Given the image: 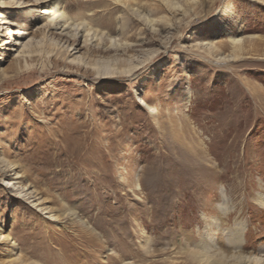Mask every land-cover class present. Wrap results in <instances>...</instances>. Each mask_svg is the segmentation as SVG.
Listing matches in <instances>:
<instances>
[{
	"label": "rangeland",
	"instance_id": "374dc122",
	"mask_svg": "<svg viewBox=\"0 0 264 264\" xmlns=\"http://www.w3.org/2000/svg\"><path fill=\"white\" fill-rule=\"evenodd\" d=\"M5 1L0 12L16 13L23 42L37 39L44 22L35 12L27 19L32 2L21 0V11ZM176 2L186 15L158 7L153 16L172 20L166 31L126 19V41H149L129 54L157 51L134 76L98 81L57 69L1 85L0 155L18 173L13 182L59 221L0 181V264L8 256L16 264H196L185 247L199 242L220 189L233 207L227 224L246 223L245 254L264 248V210L253 202L264 194V0ZM64 6L76 21L104 27L110 19L118 31L121 10L110 0ZM12 37L0 28L8 77L15 58L2 44ZM229 37L243 39L241 58L216 63L201 49L213 40L214 54L228 55Z\"/></svg>",
	"mask_w": 264,
	"mask_h": 264
},
{
	"label": "bare ground",
	"instance_id": "6f19581e",
	"mask_svg": "<svg viewBox=\"0 0 264 264\" xmlns=\"http://www.w3.org/2000/svg\"><path fill=\"white\" fill-rule=\"evenodd\" d=\"M29 1L32 4L28 3L27 5V8L31 6V9H27V19L32 22V12H35L38 14V20L44 22V28L37 39H29L24 43V31L21 30V25L14 20L16 13L9 17L7 13L0 12V28L6 30L8 36H13L11 41H8V37L2 46L8 44L9 47L4 48V50L12 52L15 58L11 67L13 75L8 77L7 70L0 69V82H2L0 88L8 78L21 77L25 73H38L39 77H43L57 69L72 73L74 68L77 72L80 71L82 78L91 76L92 79L98 81L134 76L150 61L154 60V57H157V51L146 53L143 55L144 57H139L135 53L129 54L136 52L134 48L139 47L140 44H147L149 41L144 39L138 44H131L126 41L124 37L127 34L126 19L134 18L144 26V29H148L151 33H158V27L162 23L164 24L162 30L164 29V31L173 25L172 20L166 15L159 19L153 17L158 7L165 8L170 12H182V15H186L189 9L179 5L177 0H156L158 4H154L151 2L152 0H142L143 2L139 0L140 3L137 0H133V3L126 0H110L118 7V10H121L117 17L118 20H115L116 24H119L118 31H116L111 27L110 19L107 24H101L104 27L96 24L93 17L84 18L80 21L72 19L65 11L64 0H28L27 2ZM186 1L189 2V0H184L185 4ZM21 4L25 3L21 0H6L2 3L4 7L15 6L14 8L22 11ZM101 4L102 2L99 1L85 5L92 8ZM81 41L82 46L79 44ZM200 43L201 49L206 50L216 63L236 60L241 58L245 52V48L242 46L244 41L241 38L229 37L232 51L222 57L214 54L218 49L215 41ZM2 56L3 54H1L0 60H2ZM147 109L150 112L153 110L150 106H147ZM13 171L14 165L0 155V181L4 182L3 186L9 189L14 198L27 201L31 208L46 214V219L50 222H58L59 217L51 209L43 206L34 192L17 182H13L19 178L18 173ZM11 172L13 174L8 175ZM6 176L10 179L3 180ZM135 189H139V184L136 183ZM253 200L257 207L264 210L263 193L257 192ZM232 212L233 207L229 206L224 190L220 189L216 211L208 217H203V229L199 236V242L185 247L191 263L264 264V248L258 249L256 254H245L243 242L246 239V223L235 219L231 225L227 224ZM70 215L73 216V212ZM4 241L5 237L0 232V243ZM12 257L8 256L3 264H16L17 259ZM20 264L27 263L23 261Z\"/></svg>",
	"mask_w": 264,
	"mask_h": 264
},
{
	"label": "clouds",
	"instance_id": "9594fccd",
	"mask_svg": "<svg viewBox=\"0 0 264 264\" xmlns=\"http://www.w3.org/2000/svg\"><path fill=\"white\" fill-rule=\"evenodd\" d=\"M238 227H242V226H238Z\"/></svg>",
	"mask_w": 264,
	"mask_h": 264
}]
</instances>
